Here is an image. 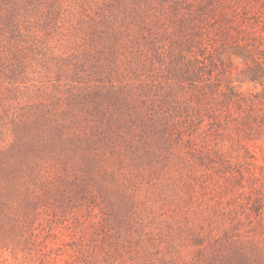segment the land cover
<instances>
[{"label":"rangeland","instance_id":"1","mask_svg":"<svg viewBox=\"0 0 264 264\" xmlns=\"http://www.w3.org/2000/svg\"><path fill=\"white\" fill-rule=\"evenodd\" d=\"M0 264H264V0H0Z\"/></svg>","mask_w":264,"mask_h":264}]
</instances>
